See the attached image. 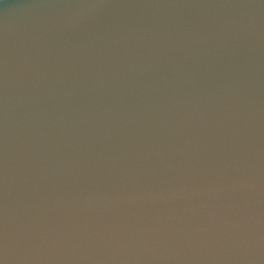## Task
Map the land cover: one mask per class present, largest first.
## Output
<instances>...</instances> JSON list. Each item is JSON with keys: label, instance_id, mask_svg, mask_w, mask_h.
<instances>
[{"label": "water", "instance_id": "1", "mask_svg": "<svg viewBox=\"0 0 264 264\" xmlns=\"http://www.w3.org/2000/svg\"><path fill=\"white\" fill-rule=\"evenodd\" d=\"M0 264H264V0H0Z\"/></svg>", "mask_w": 264, "mask_h": 264}]
</instances>
